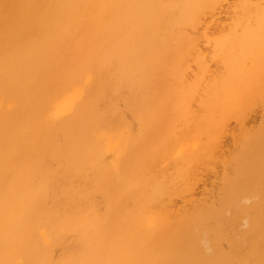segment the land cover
<instances>
[{
	"label": "bare ground",
	"instance_id": "obj_1",
	"mask_svg": "<svg viewBox=\"0 0 264 264\" xmlns=\"http://www.w3.org/2000/svg\"><path fill=\"white\" fill-rule=\"evenodd\" d=\"M0 264H264V0H0Z\"/></svg>",
	"mask_w": 264,
	"mask_h": 264
},
{
	"label": "rangeland",
	"instance_id": "obj_2",
	"mask_svg": "<svg viewBox=\"0 0 264 264\" xmlns=\"http://www.w3.org/2000/svg\"><path fill=\"white\" fill-rule=\"evenodd\" d=\"M230 2H231V1H230ZM228 3H229V2H228ZM221 16H222V15H221ZM223 16H224V15H223ZM223 16H222V17H223ZM256 114H257V113H256ZM256 114H254V115L252 116V117L255 118V119L258 118V114H257V115H256ZM253 120H254V119H253ZM253 120H252V121H253ZM232 127H233V125H232ZM228 148H229V147H228Z\"/></svg>",
	"mask_w": 264,
	"mask_h": 264
}]
</instances>
